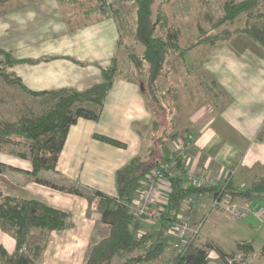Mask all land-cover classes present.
<instances>
[{
    "label": "crops",
    "instance_id": "obj_1",
    "mask_svg": "<svg viewBox=\"0 0 264 264\" xmlns=\"http://www.w3.org/2000/svg\"><path fill=\"white\" fill-rule=\"evenodd\" d=\"M104 4L105 0H9L0 3V48L10 51L18 60L8 71L33 91L85 90L102 82L103 69L115 62L119 65L123 44L119 18L124 14L119 4L114 5L119 10L117 14L112 11L113 5L109 11L110 7L105 4L104 9ZM226 47L228 49L222 46L221 50L205 53L203 71L208 83L199 92L205 102L195 98L192 115L187 118L190 128L176 125L180 130L174 128L173 132L186 134L193 142L186 157L187 170L192 176L202 175L220 183L230 180L235 187L246 188L264 175V138L259 140L264 128V53ZM120 67L105 98L100 119L80 117L71 125L57 171H43L41 178L59 185H65L69 178L71 183L117 196V171L132 158L147 155L158 115L145 100L141 80L126 77ZM98 135L121 145L105 141ZM164 151L167 156L166 148ZM0 159L20 168L0 174L6 194L38 199L73 215L75 227L52 231L37 264L56 261L53 248L62 238L61 233L77 232L83 227V234L77 232L75 236L78 238L74 246L87 244L89 251L81 257L77 253L70 260L87 264L92 247L109 235L111 225L104 223L97 212L87 215V198L35 181L27 173L32 169L30 160L2 153ZM190 179L187 177V184L193 181ZM160 188L161 201H168V182L163 181ZM195 196L193 198H198ZM199 198L190 216L196 222L205 216L202 220V229L205 225L208 227L205 240L214 241L226 253L227 249L235 251L238 242L249 240L254 230V214L238 218L213 207L214 195L209 191ZM255 201L264 206V199ZM142 220L139 231L144 233ZM55 233L59 235L50 248ZM15 244L13 235L0 228V245L12 252ZM254 248V252L248 254L249 263L264 264V256L260 255L259 248ZM208 253V264H226L215 250H208Z\"/></svg>",
    "mask_w": 264,
    "mask_h": 264
},
{
    "label": "trees",
    "instance_id": "obj_2",
    "mask_svg": "<svg viewBox=\"0 0 264 264\" xmlns=\"http://www.w3.org/2000/svg\"><path fill=\"white\" fill-rule=\"evenodd\" d=\"M9 0H0V3ZM155 0L136 1V31L135 40L144 47L142 52L130 51L127 57L134 63L137 70L145 71L143 78V92L149 94L158 105L153 111L158 115L151 134L152 145L145 157L136 156L116 173L117 196H111L99 190H91L77 183L69 186L59 185L40 177L43 171H57V163L65 144L71 125L80 117L98 121L105 98L112 87L114 79L119 72L116 62L113 66L103 69V81L92 85L85 90L57 89L49 91H33L25 86L21 78L8 71L9 67L17 63V59L10 51L0 48V76L8 83L20 85L26 92L34 96H45L49 99L50 107L42 113L33 116L20 117L17 122L4 121L0 117V152L8 156L30 160L32 169L27 173L35 181L53 188L83 196L89 201L87 215L91 216L92 202L97 199L95 211L101 216L104 223L111 225L108 236L97 242L90 252L87 264H113L119 256V264H145L159 257L172 243L170 228L178 221L182 212V203L192 195L211 192L214 198L220 197L224 192L247 199H264V175L254 180L246 188L235 187L230 180L220 186H199L187 184L186 157L176 152L169 157L165 156L168 109L165 104L166 96L158 91V80L167 68V56L170 52L180 49L179 30L167 26L163 33L160 28H166L167 14L158 11L154 13ZM228 5L229 13L222 18L223 21L234 19L242 13L252 16V10L257 7V0H242ZM104 9L105 4H104ZM112 11L118 13L116 6ZM261 19L264 14L260 12ZM248 24L245 32L264 47V21L262 25ZM203 39V38H202ZM202 41V40H201ZM199 43V42H198ZM172 50V51H171ZM185 52L181 54L184 58ZM146 66L147 69H144ZM175 97V96H174ZM156 99V101H155ZM169 100L168 102H170ZM148 102V100H147ZM162 103V104H161ZM152 104V102H151ZM148 105L151 106L148 102ZM159 112L161 117L159 118ZM168 114V115H166ZM169 117V116H168ZM174 135V136H173ZM171 134L170 137H176ZM105 141L120 144L118 141L99 136ZM264 138V128L259 133V140ZM168 162L174 165V170L166 172L170 192L167 207L162 212L159 227L153 232L138 235L141 221L135 217L130 205L136 191L141 187L143 178L149 170ZM20 168L0 159V174L9 170ZM92 192V193H91ZM75 227L73 215L70 212L52 207L38 199H24L8 195L0 188V228L10 232L15 238V248L9 252L0 245V264H37L41 253L47 246L49 233L53 230H65ZM39 229L43 232L41 241L31 243L33 232ZM237 248L247 256L254 252L252 241L244 240L237 243ZM208 250H215L223 259L228 254L219 246L208 243L205 247L197 246L194 242L187 244L172 257L169 264H208ZM260 254L264 256V244ZM239 264V263H234Z\"/></svg>",
    "mask_w": 264,
    "mask_h": 264
},
{
    "label": "rangeland",
    "instance_id": "obj_3",
    "mask_svg": "<svg viewBox=\"0 0 264 264\" xmlns=\"http://www.w3.org/2000/svg\"><path fill=\"white\" fill-rule=\"evenodd\" d=\"M111 1H113V3H111V6L113 4H119V9L123 10L124 12V17H122V14L120 18L118 17L120 23L121 38L123 39V44L119 56V65L121 66L120 68L124 71L126 77L132 78L134 80L137 79V81L141 80V83H143V75L145 71L137 70L134 63L127 57V53L130 51L142 52L144 49L142 44L136 42L134 37L137 20V6L135 5L136 2L132 0ZM240 1L242 0H155L153 4L155 14L158 11H162L167 14L168 23L166 25V28H160L159 33L165 32L167 26L178 29L180 33V49L177 52L174 51L169 53L166 62L167 68L166 70H164L163 75L158 80L157 95H159L160 93L165 95V104L168 105V109L166 107H162V110L164 112L168 111L169 113V117L167 120L168 123L165 128L170 134H167V132L165 131L166 145L164 147L167 150L166 154L168 157L171 154L177 152L176 140H178L179 137L190 140L188 135L180 132H174V134H177V136L170 137L171 134H173L174 128L180 130L176 125H179L182 129H185V127L190 128L191 123L187 120V118L190 119L192 115L193 108L191 106L192 104L196 103L195 98H200V100L198 101L203 100L201 103L205 102L204 96H202V94L199 95L202 86L208 83V80L204 79L205 75L207 76V74L205 71H203V60L207 56V54L205 53L207 51H214L217 49L221 50L222 46H225V48H227L226 46H231L232 48H235L237 50L249 49L256 52L263 51L264 53V47L245 32L248 24L250 23L252 25V23L259 21L258 24L262 25L264 17H262L261 19L260 12L264 14V0H257L258 5L251 11L253 14L252 16H249L248 13H242L236 16L234 19L222 22V18H224V16H227V14L229 13L227 6L232 5V2L238 3ZM105 4H107L106 0ZM108 10L111 11V7ZM183 52H185L184 58L181 57V54H183ZM3 57L4 55H0V58ZM147 67L148 66H146L144 69H147ZM133 68H135L134 71H132ZM144 97L146 101L148 100L152 110H154L153 107H158L159 104L153 102V100L151 99L152 97L149 94H147V97L144 94ZM169 100H171V103L168 102ZM48 107H50V102L49 99L45 96H34L26 92L20 85L8 83L3 77L0 76V117L2 120L17 122L20 117H30L35 114L42 113ZM159 110L160 109L158 108L157 112L160 114ZM161 114L159 115V118L161 117ZM183 118H186L188 122L184 121ZM177 122L179 124H176ZM189 152L190 149H187L185 155L186 157L188 156ZM226 183L227 182L223 181V183L221 184L225 185ZM64 184L66 186H69L70 182L65 181ZM0 188L2 189V191H4L5 187H3L0 183ZM193 196L195 195L191 196L192 200L187 198L183 201L184 204L182 203L184 206L182 208V213L185 215H191L193 206L197 204L198 199H200L197 195L195 197L198 198H193ZM235 197L240 200H250L256 202V199H247L238 196ZM166 201L167 200L165 199L159 201L156 205L157 210L162 211L166 206ZM96 202L97 199H95L94 197V201L92 202L91 215L92 213L96 212ZM262 207L264 209V206ZM204 218L205 216H203L196 223L202 221ZM148 220L149 221L147 222L142 220V223H145L142 228L145 229L146 232H153L159 227V219ZM253 226L254 230L251 234H249V241H252L254 247L259 248V251H261V248L264 244V223L262 224L261 221L255 217ZM83 230H85V227H83V229L77 230V232L81 235L83 234ZM201 230L202 232H200L196 241H194L197 246L205 247L206 245H208V243H214L215 245H217V243L212 240H205L206 235H208L207 225H205L203 229L201 228ZM51 232L49 233V237L47 238V245L49 243ZM77 232L69 231L61 233L62 238L59 239V241L53 248L56 252V261L54 260V262L50 264H77L75 260L70 259H72L74 255L76 256L77 253L81 257L83 253L89 251L90 246H88L87 244H83L81 246L77 245V247L74 246L78 238V236L75 237L78 234ZM58 235L59 233H55L51 237L53 238V241L50 248L53 247L54 240L57 239ZM200 235L201 240L205 241L200 240ZM41 237H43V232L39 229H35L30 242H39L41 241ZM179 251V249L174 248L172 241V243L163 251V253L159 257L145 264H169L172 261V257ZM227 254L228 257L230 259L232 258L234 262L229 263L228 259H225L226 261L223 260L222 262L226 264H250L248 255L245 256V253L238 248L235 251L233 249H227ZM119 261V256H116L113 264H119ZM44 264H49V262Z\"/></svg>",
    "mask_w": 264,
    "mask_h": 264
},
{
    "label": "built area",
    "instance_id": "obj_4",
    "mask_svg": "<svg viewBox=\"0 0 264 264\" xmlns=\"http://www.w3.org/2000/svg\"><path fill=\"white\" fill-rule=\"evenodd\" d=\"M132 1L136 2L137 0ZM106 2L109 7L111 6V3H113L111 0H106ZM176 143V153L181 156H185L187 149H190L193 145L191 139L189 140L183 138H178ZM173 170L174 165L168 162H161L159 166L152 168L147 172L143 178L141 187L136 191L130 205L132 212L138 220L141 221L146 218L155 220L160 218L162 211H159L156 208L157 203L161 201L160 186L163 181L167 182L165 178L166 172H171ZM187 177L188 179L192 178L193 181H190V183L199 186L221 185V183L217 180L209 179L202 175L198 177L192 176V173L188 170ZM197 196L201 197L203 196V193H199ZM213 207L221 210L223 209L230 215L238 218H245L252 213L258 220L261 221L262 224L264 222V209L260 204L250 200H240L230 192H224L220 197L214 198ZM202 224V221L196 223L190 215H185L181 212L178 217V221L170 228V235L173 239L174 248L182 250L187 244L196 241L201 232ZM142 234L143 233L138 230V235ZM226 259H228L229 263L234 262L232 258L230 259L227 257Z\"/></svg>",
    "mask_w": 264,
    "mask_h": 264
}]
</instances>
